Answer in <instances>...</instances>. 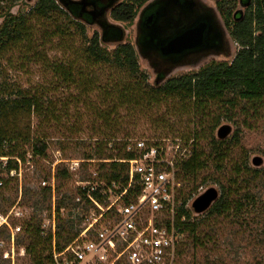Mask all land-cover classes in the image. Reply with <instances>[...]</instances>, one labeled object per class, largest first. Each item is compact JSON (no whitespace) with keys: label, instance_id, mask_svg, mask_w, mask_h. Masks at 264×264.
I'll list each match as a JSON object with an SVG mask.
<instances>
[{"label":"trees","instance_id":"trees-1","mask_svg":"<svg viewBox=\"0 0 264 264\" xmlns=\"http://www.w3.org/2000/svg\"><path fill=\"white\" fill-rule=\"evenodd\" d=\"M19 1L11 0L13 3ZM69 1L39 0L30 14L34 13L41 19H48L51 16V22L54 24L51 38L63 36L69 28L68 25H72L86 39L84 27L86 22L78 15L76 6L69 5ZM147 1L122 0L112 9L110 17L115 22L130 24L135 19L138 9ZM243 1L244 3L249 1V5L243 19L236 22L230 31L232 40L239 47L230 62H212L197 73L171 78L164 83H159L160 80H158L149 86L146 84V76L139 73L134 48L130 44H122L123 29L113 24H105L100 33H94L88 40V46L83 53L84 59L93 65H105L108 68L125 71L128 74V81L125 82L123 78L113 85L95 89L94 79L86 77L85 79L80 78L79 85L76 82L73 65L60 62L51 64V71L58 79L59 86L57 88L66 90L70 86L77 85L80 90L76 97L77 100L98 92L101 103L106 105L105 108L98 111V118L105 126L115 125L113 123L121 118L122 110L130 114L137 110L136 107L157 108L168 99H178L182 102L184 109L191 110L193 108L202 111L206 109L207 104L216 100L222 101L231 95L234 96V99L238 98V101L246 102L247 105L253 107L258 105L260 108L264 104V0ZM225 6L226 4H222L221 7ZM227 8L226 16L230 19L231 14H229V7ZM26 19V16L13 17L4 23L0 31V55L10 45L17 43L23 38L22 36L26 35ZM112 44L117 47L112 53H109L103 46ZM6 91L7 89L0 83V144L5 141L8 145L7 150H0V155L2 157H17L21 163H25V153H19L17 145L18 138L23 135L17 130L16 124L11 129H6L5 124L10 119L16 121L19 115L32 114L38 119L47 117L48 115L45 113L47 107L44 106L41 99L34 95L27 96L19 90L14 93L11 91L6 93ZM83 99L86 100V98ZM233 102L229 101L228 103L233 105ZM76 103L78 102L76 101ZM191 106L192 108H189ZM67 109L65 103L62 109L64 115L68 114ZM58 115L61 116L62 113L59 114L58 111H55L51 104V122L57 121ZM115 132H120V129ZM195 141H197V137L193 138V143ZM23 142L31 146L33 156H45L47 144L42 138L31 136L28 132L23 136ZM129 144V142L118 140L116 137L103 135L102 138L95 140L93 145H88L89 152H85L81 159L100 162L97 163L98 169L94 172L96 176L93 177L90 174L83 180L103 184L104 191L112 189V184L119 185L120 189L115 191L116 194H119L128 183V165L120 161L135 158L134 152L126 150ZM224 145L225 142H217L211 138L209 146L213 153L206 158H203L201 152L196 151L197 146H193L191 156L179 165L178 179L196 177L198 173L206 170L210 163L220 175L225 168V162L231 161L229 158L230 147H224ZM83 164L88 163L84 162ZM16 166V162L9 161L7 163L8 170L16 168ZM231 172L229 178L225 179L226 184L220 180L217 181L221 195L205 214L201 217H193L189 209L185 211V220L180 227L183 240L177 249L175 264H225L219 254L222 252L221 225L226 220L235 221L237 226L244 230L252 247H264V200L262 201L264 170L250 169L247 159L244 158L240 159V162H232ZM180 173L183 174L182 177ZM70 179L71 175L68 170L57 165L54 173L57 194H60ZM17 183L18 181L15 184ZM9 184L10 182H6L4 190L8 188ZM182 188L181 186L182 204L185 205L194 195L198 194V186L192 184L185 187V190ZM15 192L18 193L16 187ZM129 192L137 195L139 189L138 187L132 188ZM78 195L86 199L85 192L78 190ZM22 196L20 204L28 209L32 208L34 212L23 226L24 238L27 240V244L22 241L23 247L25 246L26 254L31 257V264H48L51 256V235L44 237L37 212L43 210V205L47 201L50 204L51 193L48 189L39 188L37 191L25 190ZM91 196L100 204L108 203L107 197L103 196L99 189L92 192ZM75 198L69 197L71 200ZM0 201H5L1 189ZM15 201L11 204L13 205ZM89 205L90 202L86 199L84 215L88 213ZM61 208H63L62 203L58 202L55 205V213L59 214ZM5 212L3 211V213ZM84 215L82 218H77L78 223L74 219H59L58 216V232L55 238L57 250L63 249L78 236ZM76 226L79 227L75 230ZM47 251L49 254L45 255ZM261 262L264 264V253L260 259H255V264Z\"/></svg>","mask_w":264,"mask_h":264},{"label":"rangeland","instance_id":"rangeland-1","mask_svg":"<svg viewBox=\"0 0 264 264\" xmlns=\"http://www.w3.org/2000/svg\"><path fill=\"white\" fill-rule=\"evenodd\" d=\"M38 1L20 0L13 3L11 0H0V31L7 20L19 16L27 17L26 35L22 36L23 38L17 43L10 45L0 55V83L7 89L6 93L10 91L14 93L19 90L27 96L34 95L41 99L44 106L47 107L45 113L48 115L39 119L32 114L19 115L16 121L10 119L5 124L6 129H11L16 124L17 130L23 136L29 132L31 136L42 138L47 144V150L44 157L33 156L31 146L23 142V136L18 138V152L25 153L26 161L21 164L20 185L19 183L15 184L16 179L8 180L7 182H10L8 188L6 190L1 189L5 201H0V212L7 211L12 205L11 203L15 200V203L18 201L19 189L21 190V199H23L22 194L25 190L37 191L40 188L41 180L52 183L51 177L54 175L57 165H61L68 170L71 179L62 188L60 194L55 191L54 181V191L51 192L50 204L47 201L43 205V210L37 212L38 221L40 219L44 237L51 235V239L53 233L49 232L48 226L54 219V236L56 238L58 216L59 219H74L78 223L77 218H82L85 213L84 205L81 208H75V200H71L69 197H78L79 185L83 186L86 183L83 179L90 174L93 176V173L97 171V163L100 161L91 160L87 162L88 164H83L86 161L81 158L85 152H89L88 145H93L94 141L102 138L103 135L106 137L113 136L129 143L143 140L147 145L164 149L169 156L180 157L182 162L191 156L193 146H197L196 151L201 152L203 158H206L213 153L209 146L211 138L217 142H225L224 147H230L229 158L231 161L225 162V168L220 175L215 171L213 164L209 162L207 169L198 173L196 177L180 180L182 189L185 190V187L195 184L198 186L197 192L199 194L209 188H214L220 196L221 189L217 181L220 180L226 184L225 179H228L232 173V162H240V159L246 158L247 164L252 170H264V104L260 108L258 105L253 107L247 105L246 102L238 101L236 97L234 99V96L228 95L222 101L216 100L207 104L206 109L200 111L193 109L192 106L189 107L192 108L191 110L184 109L182 102L178 99H168L157 108L136 107L137 110L130 114L122 110L121 118L113 123L115 125H103L101 119L98 118V111L105 108L106 105L101 103L100 94L94 92L84 96L83 98L86 100L83 98L77 100L76 97L80 93L77 85L70 86L66 90L57 88L59 86L58 79L51 71V64L66 62L68 65H73L76 82L80 85V78L91 77V80L94 79L96 82L95 89L113 85L123 78L127 82L128 74L125 71H118L105 65H93L84 59L83 53L88 46V40L94 33H100L97 24H85L86 39L72 25H68L69 28L63 36L51 38V31L54 27L51 16L48 19H41L34 13L30 14ZM201 1L211 7L214 6L212 0ZM136 18L137 16L132 23L126 24L115 22L107 14L106 20L123 29L124 40L122 44H130L135 48L134 26ZM77 22L80 23L78 20ZM229 42L231 50L228 57L224 55L211 56L197 67L179 68L169 76L162 78L159 83H164L171 78L197 73L211 61L230 62L239 47L230 39ZM103 47L112 53L117 45L112 44ZM137 61L139 73H143L147 78L146 84L152 86L155 78L152 69L148 68L139 57ZM229 101H234L233 105H230ZM65 103L68 108L67 115H64L62 110ZM51 104L55 111H58L59 114L62 113L61 116H57L58 120L55 122H51ZM223 125L230 126L231 133L225 139L220 140L216 134L218 128ZM117 129H120V132H115ZM194 137H197V141L193 143ZM255 158L261 159L262 164L260 166L253 165L252 161ZM72 168L76 171L74 170V172ZM180 175L183 176L182 173ZM15 187L18 190L17 194ZM262 193H264V189ZM58 202H61L63 207L59 214L55 213V205ZM19 206L25 214L22 221L28 222L29 217L34 214L32 208L28 209L21 204ZM77 212H79L80 217H76ZM194 216L201 217V215L193 214ZM14 222L21 221H12V223ZM78 227L76 226L75 230ZM2 236L5 237V235ZM220 236L222 252L219 257L225 264H255V259L258 260L263 256L264 247H252L246 233L237 226L235 221H223ZM18 239V247H23L22 241L27 244L23 233L19 234ZM48 254L49 251L45 253V255ZM24 259L23 264H31L32 260L29 255ZM0 264L7 263L0 258Z\"/></svg>","mask_w":264,"mask_h":264},{"label":"built area","instance_id":"built-area-1","mask_svg":"<svg viewBox=\"0 0 264 264\" xmlns=\"http://www.w3.org/2000/svg\"><path fill=\"white\" fill-rule=\"evenodd\" d=\"M7 146L4 141L0 150H7ZM126 150L134 152L135 158L120 161L128 165V183L119 194L115 191L120 186L115 184L108 191L98 182L79 185L90 205L74 240L57 250L55 220L50 226L47 223L49 232L53 233L48 264H175L177 249L183 240L180 227L185 211L192 212L191 202L201 193L182 204L178 179L180 157L169 156L164 149L147 145L143 140L130 143ZM9 161L16 162V168L8 170ZM21 164L17 157L0 155V189L5 188L8 180L16 179L20 185ZM51 180L52 183L41 180L40 188L53 192L54 175ZM136 187L138 194H131L130 189ZM97 189L107 197L108 203L103 205L92 198L91 193ZM86 199L76 197L75 208L85 205ZM20 200L19 189L18 201L5 213L0 212V258L7 264H23L27 256L25 248L18 247V236L23 233L25 223ZM77 216L80 217L79 212Z\"/></svg>","mask_w":264,"mask_h":264},{"label":"flooded vegetation","instance_id":"flooded-vegetation-1","mask_svg":"<svg viewBox=\"0 0 264 264\" xmlns=\"http://www.w3.org/2000/svg\"><path fill=\"white\" fill-rule=\"evenodd\" d=\"M80 1L70 0L69 5L76 6L78 15L87 25L97 24L100 31L105 24H111L106 20L107 14L110 16L112 9L121 2L85 0L84 4H79ZM212 1L213 7L201 0H148L138 9L134 26L135 48L131 46L135 50L137 60L139 57L152 69L154 82L169 76L179 68L197 67L211 56H229L231 50L229 39L232 40L230 31L236 22L243 19L249 1L246 3L243 0ZM222 4L226 6L222 8ZM227 7L231 14L230 19L226 16ZM201 25L203 39L199 46L180 53H165L164 48L168 41L186 31L196 30ZM212 62L215 61L207 65Z\"/></svg>","mask_w":264,"mask_h":264},{"label":"water","instance_id":"water-1","mask_svg":"<svg viewBox=\"0 0 264 264\" xmlns=\"http://www.w3.org/2000/svg\"><path fill=\"white\" fill-rule=\"evenodd\" d=\"M85 0H81L79 4H84ZM99 15L101 13L99 12ZM203 39V25L196 30H189L182 35L168 41L165 45L166 54L180 53L184 50L199 46ZM231 133V127L228 125L220 126L217 130V138L220 140L225 139ZM254 166L262 164L261 159L255 158L252 161ZM218 192L214 188H209L203 191L191 202V210L194 215H202L207 212L212 204L218 199Z\"/></svg>","mask_w":264,"mask_h":264}]
</instances>
